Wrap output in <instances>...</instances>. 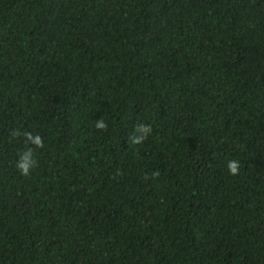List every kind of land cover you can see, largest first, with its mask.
<instances>
[{"label":"trees","instance_id":"16d2710c","mask_svg":"<svg viewBox=\"0 0 264 264\" xmlns=\"http://www.w3.org/2000/svg\"><path fill=\"white\" fill-rule=\"evenodd\" d=\"M0 264H264V0H0Z\"/></svg>","mask_w":264,"mask_h":264}]
</instances>
